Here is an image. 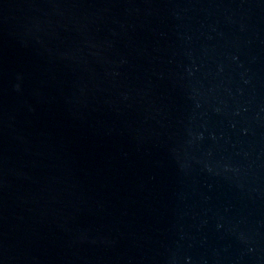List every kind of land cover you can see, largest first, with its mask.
<instances>
[{
    "label": "water",
    "instance_id": "water-1",
    "mask_svg": "<svg viewBox=\"0 0 264 264\" xmlns=\"http://www.w3.org/2000/svg\"><path fill=\"white\" fill-rule=\"evenodd\" d=\"M0 264H264V0H0Z\"/></svg>",
    "mask_w": 264,
    "mask_h": 264
}]
</instances>
